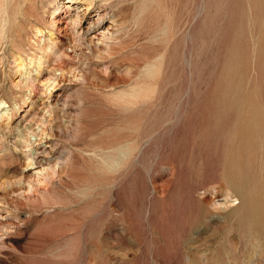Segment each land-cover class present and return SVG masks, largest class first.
<instances>
[{
    "label": "rangeland",
    "instance_id": "rangeland-1",
    "mask_svg": "<svg viewBox=\"0 0 264 264\" xmlns=\"http://www.w3.org/2000/svg\"><path fill=\"white\" fill-rule=\"evenodd\" d=\"M0 264H264V0H0Z\"/></svg>",
    "mask_w": 264,
    "mask_h": 264
},
{
    "label": "bare ground",
    "instance_id": "bare-ground-1",
    "mask_svg": "<svg viewBox=\"0 0 264 264\" xmlns=\"http://www.w3.org/2000/svg\"><path fill=\"white\" fill-rule=\"evenodd\" d=\"M82 2L84 3V5H85V7H86V9L90 6V4H91V0H82ZM67 6H69V5H67ZM56 8V7H55ZM55 8L53 9V10H51V13H53V11L55 10ZM78 17H77V15L75 16V19H74V22L76 21V19H77ZM50 20H52V19H50ZM73 21V20H72ZM73 23V22H72ZM74 24V23H73ZM37 30H39L38 28H37ZM36 30V31H37ZM102 36H103V34H102ZM103 38V37H102ZM48 42H50V41H48ZM54 43V42H53ZM16 56H18V55H16ZM40 57V56H39ZM18 58V57H17ZM29 58H31V57H29ZM34 58V57H33ZM18 59H20V58H18ZM35 59V58H34ZM39 59V58H38ZM30 60V59H29ZM17 59H16V63H17ZM20 62V61H19ZM18 65V64H17ZM142 95V88L141 87H133L132 89H130L129 91H126L125 93L124 92H122V93H119V94H117L116 95V102L118 103V102H123V101H130V102H135L140 96ZM116 150L118 151V153L117 154H114V155H111V156H109V157H107V158H105V160L108 162V163H110V164H112V163H116V164H118V163H120V162H122V161H124V159L127 157V155L129 154V151H130V149L128 148V147H124V146H119L118 148H116ZM29 163V162H28ZM52 171H54V170H52ZM50 172V175H49V178L47 179L46 178V176H45V174H43V176L37 181V186L40 188V190L43 188V189H46L47 187H48V185H49V183L52 181V178H53V174L55 173V171L54 172ZM48 174V173H47ZM56 175V174H55ZM48 176V175H47ZM38 189V188H37ZM226 194H230L229 193V191L226 189ZM40 195H41V193H40ZM49 199V197H47V196H42L41 197V200L43 201V202H46L47 200ZM212 200V204L215 202L213 199H211ZM199 228V227H198ZM197 228V229H198ZM200 229V228H199ZM194 231H197V230H194ZM200 234V233H199Z\"/></svg>",
    "mask_w": 264,
    "mask_h": 264
}]
</instances>
